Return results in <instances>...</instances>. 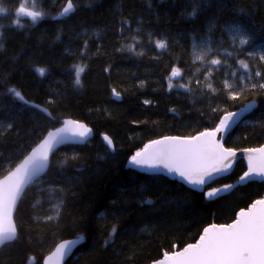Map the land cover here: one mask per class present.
I'll list each match as a JSON object with an SVG mask.
<instances>
[{"label":"trees","instance_id":"trees-1","mask_svg":"<svg viewBox=\"0 0 264 264\" xmlns=\"http://www.w3.org/2000/svg\"><path fill=\"white\" fill-rule=\"evenodd\" d=\"M67 1L29 5L45 14L33 23L17 17L27 0H0V178L63 118L93 129L85 144L59 148L25 189L0 264H42L59 241L75 237L81 241L64 264H150L262 198L264 180L238 183L243 159L202 189L129 161L155 139L213 130L219 117L253 101L223 145L264 144V90L251 87L264 83V0H71L75 11L62 17ZM204 48L211 51L195 59ZM75 65L84 67L79 84Z\"/></svg>","mask_w":264,"mask_h":264},{"label":"snow or ice","instance_id":"snow-or-ice-1","mask_svg":"<svg viewBox=\"0 0 264 264\" xmlns=\"http://www.w3.org/2000/svg\"><path fill=\"white\" fill-rule=\"evenodd\" d=\"M38 0H27V3L20 7L17 12V17L26 15L31 17L33 23L40 19L44 13L38 10L26 11L29 5L35 9ZM5 8L0 7V13H4ZM75 9L69 0L66 7L59 13L60 16H68ZM17 26L22 27L17 19ZM248 39H241V44H247ZM158 48H165L166 42L156 41ZM211 48L201 49L195 54V59L203 60ZM264 60V54L260 56ZM212 65H218L221 62L217 59L209 61ZM241 64L247 68L248 65L241 61ZM75 73L77 84L80 83V75L84 71V67L75 65ZM35 71L44 76L46 70L37 68ZM256 76H261L258 71ZM180 76L179 69L173 68L171 77ZM172 87L169 81V88ZM226 87H231L226 82ZM252 88L264 90V83H253ZM16 97H21V93L12 90ZM230 98L236 99V93H230ZM145 103H148L147 101ZM255 106V102L244 106L240 112H228L222 117H219V124L212 131L202 132L199 136L191 140H181L175 137H166L164 140L154 141L153 144L157 147L152 149L151 146L146 147L143 151L137 152L130 159V163L140 166L155 168L163 166L169 172H176L180 177L184 178L190 184L205 185L214 179L227 172L231 164L222 167L217 166L214 162L219 158L227 159V155H235L230 149H224L218 141L213 138L217 133L226 134L236 122V118L243 112L250 111ZM46 111V110H44ZM65 127L58 129L57 133H49V139L45 140L40 146V150L34 149L32 154L24 161V164L12 172L5 181L0 182V221H5L10 218L11 212L15 209L18 198L27 181L38 171L43 170L47 166L48 153L52 150L53 143L59 144L63 140L59 136L61 132L70 131L74 136L85 137L90 129L85 125L75 121H66ZM11 128V125H9ZM105 141L108 145L112 141L105 136ZM250 152H258L259 158L254 162L252 156L249 157L248 171L242 175L238 181L244 182L254 175L264 176V148L250 149ZM232 184H227L223 188L214 189L208 192L209 197H213L221 191L232 188ZM15 238V228L5 230L0 228V244L6 240ZM73 243L66 241L61 243L57 248V253L63 257L65 249ZM164 264H264V199L256 201L247 210H241L239 218L234 223L217 227L212 225L210 228L204 229L199 241L195 244H189L182 251L174 252L167 258Z\"/></svg>","mask_w":264,"mask_h":264},{"label":"water","instance_id":"water-1","mask_svg":"<svg viewBox=\"0 0 264 264\" xmlns=\"http://www.w3.org/2000/svg\"><path fill=\"white\" fill-rule=\"evenodd\" d=\"M68 3H69V0L66 2V4H65L64 7H66ZM71 3H72V2H71ZM72 5H73V4H72ZM64 7H63V8H64ZM73 8L75 9L74 6H73ZM172 79L175 80V79H177V77H172ZM113 98L116 99V100H120V99H121V96H120V94H118V93H116V92L114 91V92H113ZM32 104L35 105L36 107H38V108H39L41 111H43L45 114L51 116L49 110H48L46 107H44V106H42V105L35 104V103H32ZM248 104H249V103H248ZM243 108H244V107H242V108H240V109H237V110H235V111H231V112H240ZM44 110H46V111H44ZM250 111H251V110H250ZM250 111L243 112L240 116H238V117L236 118V122H235V124L232 125L231 129H230L226 134L217 133L216 136L213 138L214 140L218 141L219 144H220L224 149H230L231 152L235 154V155L228 154V155H227V159L219 158V159H217L216 161H214V162L217 164V166H220V167H222V166H224V165H227V164H231V167L228 169V171L225 172V173H223L222 175H224V174L230 172V171L232 170V168H233L235 162H236L238 159H243V161H244V163H245V165H246V171H245V172H247V171H248V167H249V157L252 156V157L254 158V162H255V161L259 158V156H260V154H259L258 152H250L249 150H250V149H260V148H264V144H262L261 146H259V147H255V148H247V149L235 150V149H231V148H226V147L223 145V138L225 137V135H227L231 130H233L234 127H235L237 124H239V123L242 121V119H243V118H244V117H245ZM225 114H226V113H225ZM225 114H224V115H225ZM69 120H71V121H75V122H78V123H80V124L85 125L88 129H90V131H89L88 134H87L85 137H83V138H81L80 136H74V135H72V133H71L70 131L59 133V136L62 138L63 142H62V143H59V144L53 143V145H52V150L49 151V153H48V157H49V158H48V162H47V166H46V168H44L43 170L38 171L35 175H33V176L27 181V183H26L25 186L23 187V190H22V192H21V194H20V196H19V198H18L17 204H18V202H19V200H20L22 194L24 193L25 189H26L29 185H31L32 183H34L35 181H37V180H39L40 178L43 177V175L46 173V171H47V169H48V167H49L50 159H51L52 155H53V154H54L59 148L65 146V145H69V144L83 145V144H85L86 142H88V141L92 138V136H93V129H92L89 125H87V124L84 123L83 121H79V120H76V119H73V118H69V117H67V118H63V119L61 120V124H60L58 127L49 130V131L45 134V136H44V137H43V138H42V139H41V140H40V141H39V142H38V143H37V144H36V145H35V146H34V147H33V148H32V149H31V150H30V151H29L24 157H23V158H22V160H21L19 163H17V164H16V165H15V166H14L9 172H7L4 176H2V177L0 178V182L5 181L6 177H8L12 172H15L16 169L19 168L21 165H23V164H24V161H25V160H26V159L32 154V152H33L34 149L40 150V146L44 143V141L47 140V139H49V133H53V134H55V133H57V130H58V129H62V128H65V127H69V128L72 127L71 125H66V123H65L66 121H69ZM218 124H219V123H218ZM213 130H214V129H213ZM206 131H212V130H206ZM206 131H203V132H206ZM201 133H202V132H200V133H198V134H196V135H194V136H192V137H180V136H167V137H175V138H179V139H181V140H191L192 138L199 136ZM105 136H107V137L112 141V139H111L106 133H103V134L101 135V138L104 140L105 144L109 147L110 150H114V144H113V141H112V144H111V145H108L107 142H106L105 139H104ZM165 138H166V137H162V138H158V139H155V140L149 142L144 148H142V149H141L140 151H138V152L143 151L146 147H149V146H151L152 149L156 148L157 146L154 145L153 142H154V141H159V140H164ZM135 154H136V153H135ZM135 154H134V155H135ZM129 164H130L131 166L135 167V168H138V169H140V170L149 171V172L157 170V171H159V172H161V173H165V174H167V175H169V176L176 177V178H178V179H181V180L187 182L184 178L180 177L178 173H176V172H169L168 169L165 168V167H163V166L155 167V168L140 167V166H137V165H134V164L130 163V161H129ZM245 172H244V173H245ZM243 175H244V174H243ZM220 176H221V175H220ZM216 177H219V176H216V174L214 173V178H216ZM247 180H264V176L254 175V176H252L250 179H246L245 181H247ZM211 181H212V180H211ZM209 182H210V181H209ZM187 183H188V182H187ZM189 184H190V183H189ZM207 184H209V183H207ZM207 184H205V185L191 184V185L194 186L195 188L202 189V188H204ZM220 188H223V187H220ZM215 189H217V188H215ZM213 190H214V189L210 190L209 192H211V191H213ZM226 190H227V189H226ZM224 191H225V190H224ZM221 192H223V191H221ZM221 192H219V193H221ZM219 193H218V194H219ZM216 195H217V194H216ZM261 199H264V195H263L262 198L253 201V202H252V203H251L246 209H242V210L247 211V210L252 206V204H254L256 201L261 200ZM17 204H16V206H15V209L11 212V214H10V218H9L8 220H5V221H0V228H3V229H5V230L11 229V228H15V237H16V235H17V228H16V224H15V222H14V213H15V210H16V207H17ZM240 211H241V210H240ZM240 211L237 213L236 218H235L233 221H231V222H229V223H227V224H210V225H208L207 227H205L204 229H206V228H210L212 225H216L217 227H219V226H221V225H224V226L230 225V224L234 223L236 219L239 218V213H240ZM204 229H203L201 235L199 236L198 240H197L196 242H194V243H190V244H195V243H197V242L199 241L200 237H201L202 235H204ZM12 240H13V239H12ZM12 240H6V241H4L3 244H0V247H1L2 245H4L5 243L10 242V241H12ZM66 241H72L73 243H71V244L65 249V254H64L63 257H61V256L57 253V248H58V246H59L61 243H64V242H66ZM80 241H81V239H80V238H77V237H75V238H69V239H64V240L59 241V242L55 245V247L52 249V251H51L50 253H48V254L44 257V259H43V261H42V264H64V263L66 262V260H68V259L72 256L74 250H75L76 247L79 245ZM188 245H189V244L185 245L183 248H181V249H179V250H177V251H174V252L182 251V250H183L185 247H187ZM174 252L167 253V254H165L162 258L157 259V260L151 262L150 264H164V262L167 260V258H168L169 256H171Z\"/></svg>","mask_w":264,"mask_h":264}]
</instances>
